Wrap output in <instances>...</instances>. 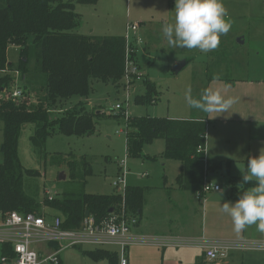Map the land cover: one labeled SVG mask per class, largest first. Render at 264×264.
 I'll list each match as a JSON object with an SVG mask.
<instances>
[{
	"label": "rangeland",
	"instance_id": "374dc122",
	"mask_svg": "<svg viewBox=\"0 0 264 264\" xmlns=\"http://www.w3.org/2000/svg\"><path fill=\"white\" fill-rule=\"evenodd\" d=\"M166 1L77 2L76 11L81 17L79 32L85 35L92 32L99 36L126 38L129 23L140 25V35L131 37L130 42L133 49L131 58L137 75L142 79L132 84L125 77L119 83L92 79L87 97L74 95L62 107H58L60 109H56L59 113L64 112L83 101L86 110L101 113L95 117L97 127L93 134L68 136L56 132L48 136L45 146L39 150L31 140L36 125H24L18 144L20 162L26 170L39 172L33 176L25 173L24 190L34 197L42 213H55L45 207L47 192L59 198L65 193L82 190L97 194L114 192L113 181L120 173L118 162L125 157L128 160L130 184H150L157 186L156 189H160L164 183L177 184L181 162L163 156L164 139L147 144L142 156L128 155L125 128L130 116L212 118L214 123L209 127L208 141L211 137L212 146L219 157L217 161L224 163L221 172L211 176L212 182L222 184L225 191L228 177L248 170L249 166L253 168L251 175L259 177V181L264 179V160L251 159L253 151L264 159V143L251 141L242 129L234 124L225 126L223 119L215 118L222 111H227L222 106L228 97L222 90L223 85L245 79H264V0H177L175 3L168 0L171 5ZM163 5L164 10H157ZM154 9L157 10L155 17ZM8 56L10 62L17 64L18 47L11 45ZM182 60L186 61V65L176 73L174 66ZM35 61L32 50L26 80L19 71H12L15 76L12 92L15 89L24 92L27 88L35 99H42L45 97L46 75L36 71ZM146 79L157 89L156 103L135 102L137 96L146 93ZM118 103H123L126 110L116 109ZM58 112H53L51 118L58 117ZM3 126L0 120V147ZM82 155L90 161L93 170L92 175L86 178L85 186L80 180L71 178L67 163L76 159V163L82 166ZM3 159L0 151V162ZM143 161L144 166L141 164ZM142 171L150 176H139ZM62 174L66 176L65 179H60ZM156 191L151 197L158 194ZM151 197H148L149 202L152 201ZM198 197L204 203V197ZM150 245L139 246V251L149 252L150 264H159V254ZM85 249L93 248L82 246L65 249L61 253L63 264H110L108 259L95 261L89 258L84 254ZM105 249L112 252L118 250L115 246ZM198 253L202 255L201 250ZM138 264L145 263L140 259Z\"/></svg>",
	"mask_w": 264,
	"mask_h": 264
},
{
	"label": "trees",
	"instance_id": "16d2710c",
	"mask_svg": "<svg viewBox=\"0 0 264 264\" xmlns=\"http://www.w3.org/2000/svg\"><path fill=\"white\" fill-rule=\"evenodd\" d=\"M77 2L96 4L98 0H0V120L4 124L0 147L4 156L0 162V211L42 213L34 197L24 190L25 173L32 176L39 173L26 170L20 162L18 144L24 125H36L31 140L39 150L45 146L48 136L56 132L68 136L93 134L97 127L95 117L101 113L86 110L83 101L64 112L56 109L74 95L87 97L92 79L119 83L124 78L126 38L79 33L81 17L76 11ZM11 45L19 49L17 64L8 58ZM32 50L36 71L46 75L45 97L35 99L27 88L21 97H13L15 76L12 71H19L27 79ZM145 86L146 93L137 96L135 102L156 103L155 85L146 79ZM53 112H58V117L51 118ZM212 122L204 118L130 116L126 123L127 153L142 156L147 144L164 139L163 156L181 162L177 177L179 187L201 192L203 196L206 175L218 173L224 166L222 161L206 156L207 130ZM81 162L82 166L76 159L67 161L71 178L80 180L85 186L93 170L85 155L81 156ZM263 184L247 175L230 176L229 196L244 200L248 188ZM44 202L45 207L62 217L65 228H77L87 212L98 220L103 219L122 206L123 198L119 193L97 194L82 190ZM126 204L131 213H141L144 189L128 187ZM84 254L95 261L118 262L117 255L103 249L86 250Z\"/></svg>",
	"mask_w": 264,
	"mask_h": 264
},
{
	"label": "crops",
	"instance_id": "0c3cea01",
	"mask_svg": "<svg viewBox=\"0 0 264 264\" xmlns=\"http://www.w3.org/2000/svg\"><path fill=\"white\" fill-rule=\"evenodd\" d=\"M161 1L163 2V0ZM169 1L175 3L177 0ZM169 1L168 4L171 5ZM162 9L164 10V5L163 8L157 10L161 11ZM157 10H153V17L157 14ZM80 27L77 28L78 32L80 31ZM139 30L140 27L137 34H134L135 36L140 35ZM88 35L99 36L94 35L92 32ZM226 85H223L222 90L224 89L223 91L228 97L222 103V106H225L227 111H222L219 117L215 118L223 119L226 122L225 126L234 124L242 129L247 133L251 141L264 143V79H245L228 82ZM204 119L214 121L209 117ZM211 124H209L207 130L206 155L208 159L212 160L213 158L215 159L214 161H217L219 157L215 153V148L212 146L211 137H209L210 141H208V132L210 131L209 127ZM251 159L254 161L258 160L259 162L264 160L257 151L252 152ZM141 164L144 166L145 162L143 161ZM250 173L253 174V168L251 169V166L248 167V170H242V173L240 172L230 176L247 175L251 179H260ZM213 175L211 173L209 174V180L211 182V176ZM139 176L146 178L150 174L142 171L139 173ZM229 177L225 191L222 184L215 182L214 184L221 185V189L218 191L210 190L209 194L205 192L202 196V198L204 197V203L198 197L197 192L184 190L178 184L169 185L168 183H164L163 186L159 187L160 189H156L157 186L155 185L145 184L144 186L130 184L128 181V187H140L144 189V204L141 213L138 214L139 223L133 230L136 234L180 237L193 240L204 237L209 240L254 241L258 244L253 247L233 248L229 251L226 259L216 262H210L206 258L204 249L197 242L182 243L180 245L172 244L166 247L151 244L150 246L159 254L157 256V263L202 264L204 262L205 264H264V184L248 188L244 200H235L229 196ZM262 181L264 183V179ZM155 190H158L156 191L158 194L151 197ZM112 193L118 192L115 189ZM148 197H151V202L148 201ZM142 245H132L128 248L127 259L129 264H138L140 259L143 263L150 264L148 260L151 259L148 254L149 252L139 251L140 249L138 247H142ZM92 248L85 249L84 251L106 250V247ZM198 250L202 251L201 256ZM106 251L117 255V264H119V249L115 252L110 250Z\"/></svg>",
	"mask_w": 264,
	"mask_h": 264
},
{
	"label": "built area",
	"instance_id": "2783aa9c",
	"mask_svg": "<svg viewBox=\"0 0 264 264\" xmlns=\"http://www.w3.org/2000/svg\"><path fill=\"white\" fill-rule=\"evenodd\" d=\"M138 23H129L126 35V65L125 75L127 82L132 84L142 77L137 75L134 60L131 58L133 51L131 37L137 34ZM23 91L15 89L13 97H21ZM116 109L126 110L123 103L116 104ZM126 115L128 114L125 111ZM129 117V116H128ZM127 117V118H128ZM128 120V119H127ZM127 130V124L125 132ZM120 132V131H119ZM199 147V151L201 150ZM120 173L113 181L117 192L122 195L123 204L108 217L98 220L94 215L85 216L77 228H65L63 219L58 214L30 212L22 214L18 211H0V264H62L61 253L68 248L92 246H115L119 249V264H129L127 250L132 245L153 244L166 247L197 242L203 249L210 262L226 259L233 248H246L258 245L254 241H223L212 240L204 237L193 240L180 237L145 236L136 234L133 230L139 223V215L131 213L126 206L125 196L128 188L127 157L119 163ZM205 177L203 193L210 190H220L221 185ZM202 196L201 192H197ZM48 201L58 198L47 192ZM264 231V227H263Z\"/></svg>",
	"mask_w": 264,
	"mask_h": 264
},
{
	"label": "water",
	"instance_id": "95a60500",
	"mask_svg": "<svg viewBox=\"0 0 264 264\" xmlns=\"http://www.w3.org/2000/svg\"><path fill=\"white\" fill-rule=\"evenodd\" d=\"M244 42V41H242ZM186 65V61L185 60H182L180 62H178L177 64H175L174 66V70L176 73H179L181 71V69ZM66 176L64 174H62V176H60V179H65ZM113 209L110 210V212H112ZM89 213L87 212L86 215H88Z\"/></svg>",
	"mask_w": 264,
	"mask_h": 264
}]
</instances>
